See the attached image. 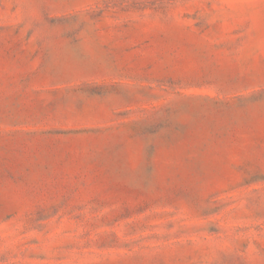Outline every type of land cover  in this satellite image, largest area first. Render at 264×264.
I'll use <instances>...</instances> for the list:
<instances>
[{
	"label": "rangeland",
	"instance_id": "1",
	"mask_svg": "<svg viewBox=\"0 0 264 264\" xmlns=\"http://www.w3.org/2000/svg\"><path fill=\"white\" fill-rule=\"evenodd\" d=\"M0 264H264V0H0Z\"/></svg>",
	"mask_w": 264,
	"mask_h": 264
}]
</instances>
